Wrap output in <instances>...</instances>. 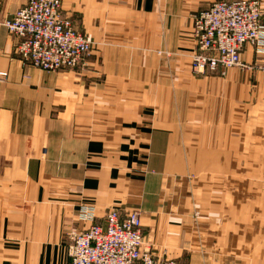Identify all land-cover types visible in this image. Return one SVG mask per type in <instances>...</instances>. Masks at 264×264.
Returning a JSON list of instances; mask_svg holds the SVG:
<instances>
[{
    "label": "crops",
    "instance_id": "1",
    "mask_svg": "<svg viewBox=\"0 0 264 264\" xmlns=\"http://www.w3.org/2000/svg\"><path fill=\"white\" fill-rule=\"evenodd\" d=\"M215 1L62 0L76 30L94 42L113 37L122 49L56 73L23 62L0 25V72L8 75L0 81V264H68L65 231L89 228L84 207L101 225L113 209H139L156 255L191 252L180 188L191 163L222 170L240 132L249 141L248 126H264V53L247 46L241 55L245 64L261 58L262 69L192 73V16ZM27 2L0 0V20ZM213 247L205 242V257Z\"/></svg>",
    "mask_w": 264,
    "mask_h": 264
},
{
    "label": "built area",
    "instance_id": "2",
    "mask_svg": "<svg viewBox=\"0 0 264 264\" xmlns=\"http://www.w3.org/2000/svg\"><path fill=\"white\" fill-rule=\"evenodd\" d=\"M18 39L23 62L49 73L75 70L86 65L92 43L64 17L62 0H28L2 23ZM194 74L246 69L241 55L246 46L264 50V9L259 0L214 2L193 16ZM8 77L0 73V81ZM88 229H70L65 235L68 264H179L156 257L143 235L141 211L111 210L105 224H96L93 209H81Z\"/></svg>",
    "mask_w": 264,
    "mask_h": 264
},
{
    "label": "rangeland",
    "instance_id": "3",
    "mask_svg": "<svg viewBox=\"0 0 264 264\" xmlns=\"http://www.w3.org/2000/svg\"><path fill=\"white\" fill-rule=\"evenodd\" d=\"M218 1L233 2L228 0H216L215 2ZM259 1L262 4V1ZM6 21L8 20H0V25L3 26L2 23ZM15 38L17 39V37ZM104 40L102 38H97V42L90 40L92 48L85 58L86 65L81 68L88 69L89 57L93 53L122 49V45L113 37ZM253 49L258 55L264 53V50L261 51V47L255 46ZM259 59L260 64H245L243 62L247 66L244 70L262 69V61L261 58ZM232 69H229L224 76L220 75V77L225 78ZM213 73L216 72H207L198 76L208 77L214 75ZM194 75L197 76V74ZM195 103H197L196 100ZM189 114L192 115L190 116L192 118L193 112H189ZM244 116L257 118L256 114H247V112ZM198 126V124L193 125L195 129H198ZM241 127L240 125V130ZM248 128L250 129V132L247 130L250 137L249 141H247L246 135L240 132L239 142L237 147H234L233 154L223 155L222 170L207 173L200 171L196 160V164L191 163L192 169L184 177L185 183L180 184L182 193H184L182 198H184L185 211L190 212V219L186 225L191 228L192 235L188 241L191 252H186L179 259H173L179 264H191L190 255H193L192 264L200 263L199 259L213 261L212 264L216 262L240 264L242 260L246 259L253 260V264H264V126L250 124ZM191 144L198 149L200 141L197 139L192 140ZM235 150H237V154H234ZM237 214L238 218H234ZM205 229L210 230L209 235L204 234ZM69 230L65 231V235ZM205 242L208 245H219L217 251L214 247L208 248L211 251L208 252L206 257L204 256ZM146 243L149 244L152 253L156 257H160L156 255L154 245L148 240H146ZM247 246L249 247L248 251L246 250ZM188 256H190V259H187ZM161 258H168V255L164 252Z\"/></svg>",
    "mask_w": 264,
    "mask_h": 264
}]
</instances>
